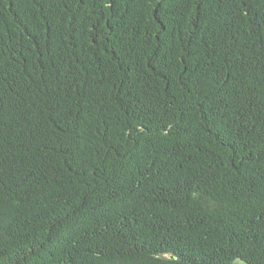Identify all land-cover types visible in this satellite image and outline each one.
Instances as JSON below:
<instances>
[{
  "label": "trees",
  "instance_id": "obj_1",
  "mask_svg": "<svg viewBox=\"0 0 264 264\" xmlns=\"http://www.w3.org/2000/svg\"><path fill=\"white\" fill-rule=\"evenodd\" d=\"M264 264V0H0V264Z\"/></svg>",
  "mask_w": 264,
  "mask_h": 264
},
{
  "label": "rangeland",
  "instance_id": "obj_2",
  "mask_svg": "<svg viewBox=\"0 0 264 264\" xmlns=\"http://www.w3.org/2000/svg\"><path fill=\"white\" fill-rule=\"evenodd\" d=\"M235 264H241V263L238 261V262H236Z\"/></svg>",
  "mask_w": 264,
  "mask_h": 264
}]
</instances>
